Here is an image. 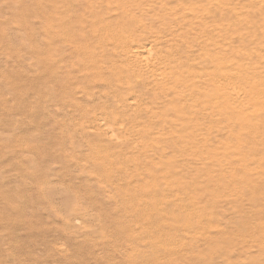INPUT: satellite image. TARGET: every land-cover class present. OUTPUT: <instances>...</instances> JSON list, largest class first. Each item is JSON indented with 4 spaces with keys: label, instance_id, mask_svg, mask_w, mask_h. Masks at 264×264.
<instances>
[{
    "label": "rangeland",
    "instance_id": "obj_1",
    "mask_svg": "<svg viewBox=\"0 0 264 264\" xmlns=\"http://www.w3.org/2000/svg\"><path fill=\"white\" fill-rule=\"evenodd\" d=\"M136 1L143 7L157 6L161 2ZM50 3L51 0H0V36L6 40L10 38L6 30L13 27L20 40L25 39L21 44L24 41L27 47L22 48L23 44L9 40L0 44V61H5L0 64V264H126L121 252L133 255L134 260L138 254L135 255L134 249L125 242L128 235L122 239L114 233L120 229L114 218L119 212L118 201L105 191L101 181L103 176L90 170L91 153L79 151L70 142L71 137L78 138L76 131L83 121L90 122L96 115H80V106L64 114L59 111L62 106L52 102L56 76L48 68L50 34L46 29L47 19H44L48 16ZM253 6L247 0L239 6L228 3L220 7L224 10L222 16L202 14L205 6L200 7L198 3L179 8L175 14L167 10L177 21L182 19L185 27L194 26L202 17L201 33H194V28L187 32L184 29L174 31L189 38L186 50L196 55L197 60L153 86L154 99L147 100L143 110L149 114L155 110L147 120L157 123L152 138L163 155L164 165L160 170L163 173L173 169L175 174L167 181L187 189L195 206L206 211L210 218L208 239L179 232L183 234L184 244L181 243L178 254L170 258L172 264H229L224 256L230 257L231 264H243L240 258L250 251L239 247L237 233L232 231L241 220H258L259 215L264 216L261 212L264 209V124L260 125L264 106L253 99L248 102L251 112L247 115L253 117L251 122L240 110L235 114L229 109L220 110L214 104L222 93L234 95L237 92L228 91L226 86L243 87L241 81L235 82L231 78L242 68L240 62H245V69L256 74L258 62L264 61V48H255L252 43L249 47L254 50L249 48L253 51L247 54L249 49L240 48L238 41L240 32H246V9ZM211 9L219 8L214 5ZM18 16L26 17L30 25L40 27L26 30L25 25V30L19 32L16 24L21 21L23 25L24 21L16 20ZM152 34L161 39L157 33ZM190 92L202 98V104L194 106L192 95L188 107L185 106V94ZM85 106L83 110L87 112L91 107ZM241 117L255 128V133L260 131L259 136L255 134L253 139L254 135L250 136L248 130L231 126L232 120L240 124ZM221 128L230 132L227 133L229 140L223 136L218 144L209 146L205 142L206 134H203ZM257 138L262 142L257 144ZM74 152L82 157L77 155L74 161ZM200 155L208 157L199 158ZM242 159L247 161L246 165ZM74 162L78 163L75 165ZM46 180H52L51 184L56 183L58 188H65L70 194L66 192L64 198L58 194L46 195L42 191ZM141 186H144V179L138 175L136 187ZM63 202L68 206H62ZM65 206L67 209L76 207L74 213H67ZM70 219L83 226L87 237L68 226ZM86 232L97 234L90 238ZM226 238L230 240L229 250L223 254ZM146 249V254L164 260V250L154 253L151 248ZM146 264H151L150 259Z\"/></svg>",
    "mask_w": 264,
    "mask_h": 264
},
{
    "label": "bare ground",
    "instance_id": "obj_2",
    "mask_svg": "<svg viewBox=\"0 0 264 264\" xmlns=\"http://www.w3.org/2000/svg\"><path fill=\"white\" fill-rule=\"evenodd\" d=\"M243 1L161 0L157 6L143 7L136 0H51L48 16L44 19H47L46 29L50 34L51 56L48 68L56 76L55 88L52 89V102L61 105L62 108L59 111L64 114L80 106L82 111L80 115H96L90 119V122L88 120L89 123L83 121L76 131L78 138L71 137L70 142L79 151L91 153L92 163L87 162L90 170L104 177L101 181L105 191L111 193L109 195L118 201L119 212L114 218L120 229L114 233L119 238L128 235V241L125 240V242L134 249L132 252L135 251V255L138 254L134 260L133 255L127 256L126 251L121 252L120 254L125 256L126 264H146L149 259L151 264H172L169 261L170 258L178 254L179 246L181 243L184 244L183 234L179 232L193 233L195 236L200 235L207 239L210 235L208 224L210 218L206 211L195 206L193 197L187 189L173 186L175 183L172 185L170 181H167L168 177L175 174L173 169L163 173L160 170L161 165H164L163 155L152 138L157 123L147 120L148 115H154L155 110H152L150 114L143 110L146 101L154 99V94L151 92L153 86L159 85L174 72L182 71V67L197 60L196 55L186 50L189 38L182 34H175L174 31L180 32L184 29L187 32L194 28V33L199 34L204 27L202 17L199 15L194 26L189 24L185 27L182 19L177 21L175 16L167 10L175 14L179 8L198 3L200 7L205 6L202 14L214 16L218 13L222 16L224 10L220 8L221 6L228 3L239 6ZM247 1L254 6L247 7L244 14L247 26H245L246 32H240L238 36V41L241 42L240 48L263 49L264 0ZM214 5L219 9L212 10L211 7ZM161 11L164 13L160 14ZM18 19L24 21L23 25L20 24L21 21L16 24L19 32L25 30V25L26 30L40 27V25H30L26 17L18 16L16 20ZM6 31L10 34L7 40L19 45L24 43L25 39H22L24 37L21 38L24 40L21 44L22 40L13 27H8ZM153 32L157 33L161 39L155 38ZM7 40L0 36V44L6 43ZM252 43L254 46L249 47ZM22 48H27L26 43L22 45ZM252 51L246 50L247 54ZM1 62L5 61H0V64ZM240 65L242 68L234 72L231 78L235 82L241 81L243 87L234 84L226 86L228 91L237 92L234 95L222 93V96L215 99L214 104L220 110L229 109L235 114H237L236 110H240L241 115H247L251 112L250 103L248 104L251 99L258 105L264 106V61L258 62L256 74L245 69L247 65L245 62H240ZM240 70L244 71L240 72ZM194 93L185 94V106ZM195 97L197 96L192 99L195 103L193 105L202 104V98L195 99ZM85 105L91 107L87 112L83 110ZM193 105L191 103V106ZM247 118L252 122L253 117L247 115ZM261 118L262 121L258 122L261 121L260 125L263 126L264 115H261ZM240 120V124H235L232 120L231 126L238 130H248L250 136L254 135L253 139L256 135L259 136L260 131L255 133V128L249 125L246 118L241 117ZM227 133L226 128H221L210 134L206 131L203 135L206 134L205 142L213 146L218 144L217 142H220L223 136H226L228 141ZM232 141L234 140L230 142ZM261 142L260 139L256 143ZM180 154L182 155L179 153V156ZM72 155L73 159H77V155L82 157L75 152ZM201 157L204 156L200 155L199 158ZM78 162H80L79 159ZM78 162H74L75 165ZM242 162L245 163L244 165L247 163L244 160ZM253 165L256 164L253 163ZM140 167L144 169L140 170ZM254 169L257 168L254 166ZM224 173L226 172L223 171ZM138 175L144 179V186L141 188L136 187ZM51 181L43 182L42 191L46 195L58 194L64 198L68 193L66 189L58 188L56 183L51 184ZM64 204L67 205L65 202L63 205L61 203L62 206ZM75 208L72 206L65 211L74 213ZM260 210L261 208L257 211ZM261 212L264 213V209ZM67 224L75 228L77 234L85 235L83 226L76 224L74 219L68 220ZM232 232L237 233L235 237L240 243L239 247L252 252H247L240 258L243 264H264V216L259 215L258 220L255 218L245 222L241 220V224ZM87 234L93 238L97 233L93 235L88 232ZM120 243L122 244L121 241ZM223 244L226 246L224 254L229 250L227 245L230 244V240L224 239ZM146 247L151 248L154 253L164 250L162 253L164 260L146 254ZM224 258L231 264L228 260L230 257L224 256Z\"/></svg>",
    "mask_w": 264,
    "mask_h": 264
}]
</instances>
